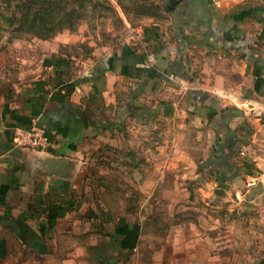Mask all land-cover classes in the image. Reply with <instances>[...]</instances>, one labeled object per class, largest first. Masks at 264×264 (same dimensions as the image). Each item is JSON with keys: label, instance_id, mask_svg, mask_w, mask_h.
<instances>
[{"label": "crops", "instance_id": "crops-1", "mask_svg": "<svg viewBox=\"0 0 264 264\" xmlns=\"http://www.w3.org/2000/svg\"><path fill=\"white\" fill-rule=\"evenodd\" d=\"M150 29L77 75L63 55L0 69V264L157 263L142 247L158 245L159 186L195 175L264 194V0H183L170 27ZM34 126L49 145H15ZM94 142L103 184L122 187L116 208L83 186Z\"/></svg>", "mask_w": 264, "mask_h": 264}, {"label": "rangeland", "instance_id": "rangeland-1", "mask_svg": "<svg viewBox=\"0 0 264 264\" xmlns=\"http://www.w3.org/2000/svg\"><path fill=\"white\" fill-rule=\"evenodd\" d=\"M182 1L107 0L114 11L104 8L99 13L91 8L89 16L74 30L62 31L75 34L66 43L54 40L55 35L40 39L26 33L15 34L12 32L15 25L0 19V69L11 68L12 63L35 69L42 57L52 61L63 55L66 74L77 75L83 72L86 63L105 61L107 56L128 47L138 48L144 33L156 24L170 27ZM8 11L2 4L1 12L6 15ZM146 49L142 48L144 52ZM93 145L98 147L97 152L89 156L85 172L91 178L83 186L91 193L94 207L116 208L118 200L113 191L122 187L103 184L101 171L109 164L102 158V151L107 148L99 142ZM110 174L117 176L116 171ZM111 187L112 192L108 190ZM158 189L164 195L163 198L158 195L157 200L158 245L151 251L142 247L143 255H156L157 263L144 256L141 264H264V194L249 196L246 186L242 194L235 196L223 186L203 185L195 175L178 185L177 190L171 185L169 189L163 186ZM144 239H149L148 234ZM166 242L174 244L165 247Z\"/></svg>", "mask_w": 264, "mask_h": 264}, {"label": "trees", "instance_id": "trees-1", "mask_svg": "<svg viewBox=\"0 0 264 264\" xmlns=\"http://www.w3.org/2000/svg\"><path fill=\"white\" fill-rule=\"evenodd\" d=\"M2 4L9 10L6 15L1 12ZM91 8L99 13L104 8L114 11L107 0H0V19L15 25V34L46 39L66 29L74 30Z\"/></svg>", "mask_w": 264, "mask_h": 264}, {"label": "built area", "instance_id": "built-area-1", "mask_svg": "<svg viewBox=\"0 0 264 264\" xmlns=\"http://www.w3.org/2000/svg\"><path fill=\"white\" fill-rule=\"evenodd\" d=\"M13 142L17 146H29L37 149L46 148L49 145L50 139L46 131L42 127L34 126L29 130H17L13 136ZM255 185V181L248 182V186Z\"/></svg>", "mask_w": 264, "mask_h": 264}, {"label": "water", "instance_id": "water-1", "mask_svg": "<svg viewBox=\"0 0 264 264\" xmlns=\"http://www.w3.org/2000/svg\"><path fill=\"white\" fill-rule=\"evenodd\" d=\"M111 59H112V58L109 57L108 61L111 62ZM19 147H25V146H19ZM61 163H62V164H65V162H63V161H61ZM259 190H260V187H258V186H254L252 189H250L248 195H249V196H250V195H253V194H255L256 192H258Z\"/></svg>", "mask_w": 264, "mask_h": 264}]
</instances>
